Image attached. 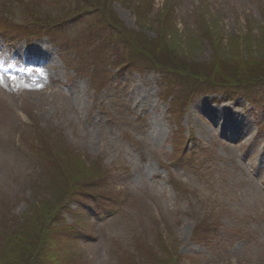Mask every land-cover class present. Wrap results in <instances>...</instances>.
Listing matches in <instances>:
<instances>
[{
    "label": "rangeland",
    "instance_id": "374dc122",
    "mask_svg": "<svg viewBox=\"0 0 264 264\" xmlns=\"http://www.w3.org/2000/svg\"><path fill=\"white\" fill-rule=\"evenodd\" d=\"M28 1L82 14L0 70V264H264V0Z\"/></svg>",
    "mask_w": 264,
    "mask_h": 264
},
{
    "label": "trees",
    "instance_id": "16d2710c",
    "mask_svg": "<svg viewBox=\"0 0 264 264\" xmlns=\"http://www.w3.org/2000/svg\"><path fill=\"white\" fill-rule=\"evenodd\" d=\"M251 71H254V69H249V75H251V76H253V77H256V74L255 73H252ZM250 72H251V74H250ZM218 74L220 75V72L218 71ZM246 74V73H245ZM229 75H231V77H233V73L232 74H229ZM258 76V79H256V80H261V81H264V74H262V75H257ZM255 79V78H254ZM249 81H251V80H249ZM249 81L246 83L247 85H245V86H242L243 88H240L239 90L240 91H245V92H248L250 89H251V87H249L248 85L250 84L249 83ZM260 81V82H261ZM255 83V82H254ZM236 84V85H235ZM209 85L211 86L212 85V83L210 82L209 83ZM229 85V86H228ZM218 86H220L221 88L222 87H229V88H231V87H233V88H238L239 87V82H233L232 83V81H229V80H227L226 82H224V83H222V82H220V83H218ZM231 86V87H230ZM40 245V244H39ZM40 258V256L39 257H35V260L36 261H38V259ZM34 264H36V263H34ZM41 264H43V263H41Z\"/></svg>",
    "mask_w": 264,
    "mask_h": 264
},
{
    "label": "bare ground",
    "instance_id": "6f19581e",
    "mask_svg": "<svg viewBox=\"0 0 264 264\" xmlns=\"http://www.w3.org/2000/svg\"><path fill=\"white\" fill-rule=\"evenodd\" d=\"M46 53H47V51H46ZM40 54L43 55L44 53L42 52V53H40ZM40 54H38V53L35 52L34 55L37 56L36 58H39V55H40ZM50 59H52V55H51ZM214 111H215V110H214ZM214 111H213V114H215V115H212V116H213L212 120L214 121V123H222L223 125H228V124H230V123H233L232 120H229V119L225 118L224 115H221V114H220V111H217V112H214ZM232 130H233V128H232ZM220 131H221V129H220ZM229 131H230V130H229Z\"/></svg>",
    "mask_w": 264,
    "mask_h": 264
}]
</instances>
